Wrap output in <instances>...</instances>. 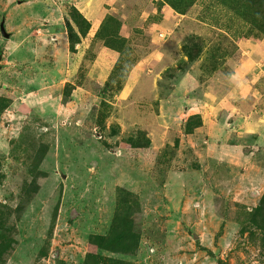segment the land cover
<instances>
[{
    "label": "rangeland",
    "instance_id": "obj_1",
    "mask_svg": "<svg viewBox=\"0 0 264 264\" xmlns=\"http://www.w3.org/2000/svg\"><path fill=\"white\" fill-rule=\"evenodd\" d=\"M2 18L0 264H264L244 22L214 0H0Z\"/></svg>",
    "mask_w": 264,
    "mask_h": 264
},
{
    "label": "crops",
    "instance_id": "obj_2",
    "mask_svg": "<svg viewBox=\"0 0 264 264\" xmlns=\"http://www.w3.org/2000/svg\"><path fill=\"white\" fill-rule=\"evenodd\" d=\"M93 16V15H92ZM95 16V15H94ZM264 40L260 36L256 34H251L249 37H241L238 39L236 45L240 51L239 54V61L237 64V73L242 70L241 73L244 74V78L241 79L240 81H243L241 83L242 89H236L237 94H244L246 92L245 98L250 97L252 95H255L258 93V90H256V87H258L262 81H264ZM116 54L117 52L111 49L107 48H101L97 52V56L93 59V64H92V72L91 73V78H95V74H99L100 76H103L102 70L105 68V64L110 65L114 63V59L116 60ZM96 63V65H95ZM101 63L103 68H100L97 64ZM98 76V75H96ZM64 82L73 84L72 81H67V79L63 80ZM238 85L237 79H236V86ZM264 91V89L259 90V92ZM245 91V92H244ZM264 94V92H263ZM262 94V95H263ZM65 106L68 107L67 104H61L59 106V110L57 111L56 116H58V120L64 116L65 112L61 111V109H64ZM65 110V109H64ZM251 110H256L254 107H252ZM62 112V113H61ZM253 123V121L251 120Z\"/></svg>",
    "mask_w": 264,
    "mask_h": 264
},
{
    "label": "trees",
    "instance_id": "obj_3",
    "mask_svg": "<svg viewBox=\"0 0 264 264\" xmlns=\"http://www.w3.org/2000/svg\"><path fill=\"white\" fill-rule=\"evenodd\" d=\"M181 14H186L189 9L194 5L196 0H166ZM218 5L225 7L230 11L235 18L246 24L245 33L240 35L249 37L251 34H256L261 38L264 37V0H214ZM71 11L79 16L83 22L82 15L78 13L76 7L72 6ZM69 50L75 52V45L79 43L80 33H75L73 30H69ZM73 84L65 83L62 92L63 101L67 100L68 91L66 88H70ZM105 87L110 85L105 83ZM72 88V87H71ZM64 101V102H65Z\"/></svg>",
    "mask_w": 264,
    "mask_h": 264
},
{
    "label": "water",
    "instance_id": "obj_4",
    "mask_svg": "<svg viewBox=\"0 0 264 264\" xmlns=\"http://www.w3.org/2000/svg\"><path fill=\"white\" fill-rule=\"evenodd\" d=\"M0 33L2 34L3 37L7 38L10 36V34L5 30V27H4V18H2L0 20ZM1 51H0V61H1ZM0 68H1V65H0Z\"/></svg>",
    "mask_w": 264,
    "mask_h": 264
}]
</instances>
